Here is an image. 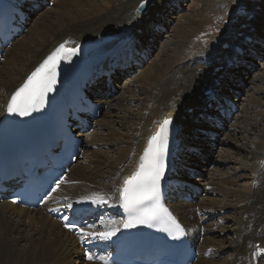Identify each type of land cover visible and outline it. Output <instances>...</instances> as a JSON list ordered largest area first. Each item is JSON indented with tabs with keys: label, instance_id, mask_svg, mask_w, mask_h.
Masks as SVG:
<instances>
[{
	"label": "bare ground",
	"instance_id": "obj_1",
	"mask_svg": "<svg viewBox=\"0 0 264 264\" xmlns=\"http://www.w3.org/2000/svg\"><path fill=\"white\" fill-rule=\"evenodd\" d=\"M34 1L40 8L43 7L40 5L48 0ZM177 1L152 0L144 14L136 12V7L141 0H63L57 8L46 10L41 15L43 18L35 21L26 34L21 36L24 33L23 30L17 35L11 47L4 49L3 60L2 63L0 62V68L5 62L0 72V117L11 92L48 52L64 41L85 42L104 35L117 34L123 30L129 33L136 48L146 50V54L150 55L155 46L154 39L159 38L161 29L165 28L163 23L167 22L168 15L175 8ZM214 6L215 0H198L191 6L190 9L194 11L192 16L180 17L183 26L189 29L182 30V27L174 29V36L170 37L166 45H162L159 54L151 61V65H148V70L140 71L131 81H127L126 86L124 84V87L121 86L119 90H116L112 83L106 87L105 81H96L98 86L90 90L91 95L101 90V93L93 95L96 98L94 103L101 105L105 110L96 122L97 128L92 133L84 136L78 134L77 137L81 138L83 144H91L99 149L90 153L84 152L83 158H80L82 162L76 163L75 161L76 164L69 169L64 181L78 182V186L73 188L59 186L58 191L64 192L65 195H84L91 192L93 195L102 196L109 193L110 200L113 186L131 172L136 163V154L143 147L149 132L158 125V120L173 116L177 119V129L181 132L178 134L182 143L179 163L181 169H194V166H187L194 162L190 160L194 157L202 160L207 166L216 164L213 160L215 157L216 160L220 158L218 162L216 161L219 164L215 167L225 168L223 172L218 171L219 169H215L214 172L203 170L206 174L199 176L197 180L199 185L212 189L211 193H207L209 195L206 198L212 195L217 196L218 199L202 200L198 197L197 202L188 203L177 200L170 204L171 209L177 213L181 221L193 228L199 225L202 218L214 214L219 215L215 218V223L211 221L208 223L209 226L203 224L209 237L199 238V242L196 243L199 257L194 264H248L251 261V258H247L248 247L254 242H264V135L262 136L264 105L255 98L257 95L264 97V89L259 86L254 87V93L247 104L251 109L254 108V111H247L248 113L246 112L247 114L241 117L242 121H238L243 125L242 128L239 127V134L248 135V128L253 126L257 128H254L255 131L258 130L261 133L260 140L258 138L259 142L252 143L251 147L246 145L247 138H240L241 143L238 145L237 141L230 136L229 131L236 127L233 124L237 121L236 117L233 118L235 112L222 117L218 111L214 112L211 108L228 109L224 100L230 99L232 91L224 94L218 87L223 85L225 78L229 80L231 75H234L232 73L234 71H229L230 76H226L227 70L234 68V65L231 67L229 65L235 60L239 63L236 67H239L242 61H246L245 55H248L252 44L260 41H257L256 37H243L244 44L239 47L245 55H239L233 47L231 54H228L229 62H221L224 64L222 67L225 72L221 78L216 77L215 82L214 79L211 82L212 72L219 65L213 62L208 51L217 47L223 37H219V33L216 36H209L212 34L210 31L217 28L215 23L217 17L222 15H218L219 12L216 13ZM24 8L29 19L38 13L31 4H26ZM226 14L227 11L223 16ZM26 24H28L27 20L25 26ZM195 25H199L200 29H196ZM196 38L200 39V52L191 56L189 48L194 45L193 39ZM214 38H216V44L211 43L212 47L208 46L209 50H205V46ZM169 46H173V49H169ZM161 53H164L165 57H160ZM203 61L209 62L208 64L212 66L207 67L199 63ZM222 67L218 68L217 72ZM131 71H134V66L127 69L118 67L113 70L111 80L114 81ZM206 78L210 79V82H206ZM249 78H246L247 81ZM257 81L262 86L264 85V77H260ZM132 82L136 85L131 91L129 84ZM125 88L127 89L126 94L133 92L130 97H125ZM208 90L211 91L216 102L208 100L205 93ZM131 102L136 103L135 113L128 107ZM237 103L241 105V100L239 99ZM209 104L211 108L208 107ZM240 105L234 104L237 112H239ZM242 109L245 108L242 107ZM214 119L222 123V129L212 124L211 121ZM99 127L105 131L96 132ZM215 132L217 134H214ZM224 134L225 138L221 140ZM217 135H220V139H217ZM104 147H108V151H102ZM223 147L228 150H224ZM214 150L216 153L219 151L217 156L212 157ZM134 152L135 155L128 162ZM85 162L89 164L87 168L82 166ZM117 173H119L118 177ZM243 173L249 174L250 177L241 175ZM233 177L234 180H231ZM247 178L253 181L251 187L240 184ZM184 179L187 178L184 177ZM190 180L192 178L188 179V182H191ZM227 184L230 187H227ZM192 185L196 186L194 183ZM186 187L190 192L193 189L190 186ZM48 201L49 199L45 203ZM197 208L204 212L200 219L196 215ZM228 214L235 218L227 217ZM221 219L224 221L222 224L224 227L218 225V220ZM25 223L29 228L28 231L20 228L26 225ZM225 223L231 226L227 225L226 228ZM214 226H219L215 232L212 231ZM0 233L3 239L11 241L12 246H10L13 250L11 254L15 256V259L10 264H48L49 261L52 264H72L73 258L77 259L73 264H91L77 262L81 260V253L76 240L61 230L57 222L45 216L39 209L28 210L11 206L5 202L0 203ZM208 249L212 250L209 257L206 256ZM228 252L231 253L230 256ZM226 254L228 256L222 258Z\"/></svg>",
	"mask_w": 264,
	"mask_h": 264
},
{
	"label": "rangeland",
	"instance_id": "obj_2",
	"mask_svg": "<svg viewBox=\"0 0 264 264\" xmlns=\"http://www.w3.org/2000/svg\"><path fill=\"white\" fill-rule=\"evenodd\" d=\"M62 1L63 0H55V1L54 0H48L43 5H40V6H43V7H40L37 10V12H38L37 15H34L32 18L29 19L28 24H26V29L24 30V33L21 36L26 34L27 33L26 31H29L32 28V26L34 25L35 21H37L38 19H42L43 18V17H41V15L44 12H46V10L57 8L58 4L59 3L61 4ZM197 1L198 0H178L177 1V3L174 5L175 8L172 9L171 14L168 15L169 17H168L167 22L165 24L163 23L165 28L161 29L159 38H157L156 40L154 39L155 42H153V44L155 46L152 48V50L150 52V55H147L148 60L143 62L142 67L134 68V71H131L129 74H127L125 76L124 75L120 76L118 79H115L114 81H112V84H113V86L115 87L116 90H119L121 88V86L124 87V84L126 86L128 84V82L131 81L134 76L138 75V73L140 71L141 72H145V71L148 70L149 66L151 65L150 63H152L151 61H153L154 58L159 54V51H161L162 45H166V43L174 36V31H173L174 29H180L181 27H182V30L189 29L188 27L183 26L184 24L182 23L183 21L180 19V17H182V16H192L191 14L194 11H192V8L190 9V7L193 6ZM55 3H57V4H55ZM191 4H193V5H191ZM213 9L216 11V13L219 12L218 15H220V14H222V15H221V17L220 16L217 17V20L215 22L217 24L216 25L217 28L212 29L210 31V33H212V34H210L209 36H216V34L219 33L218 36L219 37L223 36V37H222V42L217 47H215L214 49H211V50L208 49V46L212 47V45L216 44L215 40H216V38H219V37H216V38L212 39L213 41L210 40L208 42V44L205 46V50H207V51L209 50L208 54H210L212 56L213 62H215V63H217L219 65V67H217V68H220V67H222L224 65V64H221V62H222L221 60H222V57H223L222 55H228V54L230 55L231 51H232L231 49H233L234 46H237L239 48V46H242L244 44L243 39H242L243 37H246V36H248L246 38L256 37L257 41H260L257 44H255V43L252 44L253 46L249 48L248 55L247 54L246 55L243 54V55L246 56V61L245 62L242 61V63H240V65H239V67L238 66L236 67V65H234L233 69L227 70L226 76H230V75H228L229 71H234V72H232L234 75H231L229 80L227 78H225L223 85H220L218 87V89L224 94L228 93L229 91H232V93L229 92L230 95H232L231 96L232 98L230 99V101H234V103L237 106L240 105V103H237V102L239 101V99L241 100V105H240V108H239V112H237V114L233 115V118L236 117V119H237V121H234L235 123L233 122L234 126H236V127H235V129H231V131H229V133L231 132L230 136H232L233 140L235 139L237 141L238 145H240L242 138L243 139L247 138L246 139L247 140L246 145H248V147H251L252 143L254 144V143L259 142V140H260V136L259 135L261 133H259L258 130L255 131V129H257V128H256V126H253L252 128H248V130H247L248 131V133H247L248 135L245 134L243 136V135L239 134V129L243 127V125L240 124V122L242 121L241 117L245 116L248 113L247 111H250V112L254 111V108L251 109L247 105L249 103V100L251 99L250 96L254 93V91H253L255 89L254 87L255 86H259V87H261V89L262 88L264 89V85L262 86L257 81L260 77H264V0H215V6H214ZM237 10H244L245 15L237 14L238 13V12H236ZM225 11H227V14L223 16ZM212 14H213V12H212ZM51 19H53V18H51ZM221 23H223V25ZM195 27H196V29H200L199 25H195ZM157 30L160 31L159 29H157ZM27 36H28V34H27ZM197 39L198 38L193 39L194 45H192V47L189 48V54H191V56H194L198 52H200L199 51L200 39L199 40H197ZM252 39H254V38H252ZM174 40H175V37H174ZM211 43H212V45H211ZM223 44L228 45L226 50H224L222 48ZM169 49H173V46H169ZM222 50H224V51L222 52ZM219 54H220V56H219ZM161 56L165 57V54L161 53L160 57ZM216 58H218V60ZM4 63L2 64V66L0 68V72H2V70H3L4 66H5ZM247 66H251V67L248 68ZM224 72H225L224 71V67H222V69L219 70L218 72H216L215 74H213L214 73V71H213L212 72V76H211V79H212L211 82L213 81V79H214V82H215L216 77L217 78L218 77L221 78V76L223 75ZM247 77H250L248 79V81L246 79ZM243 79H245V80H243ZM205 81L206 82H210V79L208 80L206 78ZM135 85L136 84L134 82H132V84H129V88H130L129 90L132 91V89H133V87ZM251 88H253V89H251ZM124 91H125V97H130L133 94V92H131V93L128 92L126 94V92H127L126 88L124 89ZM235 92H237V93L234 95ZM138 97L142 98L141 96H138ZM255 98L259 99L260 102L263 103V105H264V97L257 95V96H255ZM201 102H203V101H201ZM124 105H126V103ZM128 107H129V109H131V111L133 113H135L136 103L131 102L130 104H128ZM242 107L245 108V109H242ZM211 109L214 110V112H215L214 107L211 108ZM218 110H220V108ZM258 112L261 113V111H258ZM243 113H245V114L243 115ZM238 121H240V122H238ZM238 124H240V125H238ZM237 126H238V128H237ZM102 131H105V130H103L102 127L101 128L99 127L96 132L101 133ZM215 131H218V129H215ZM222 133H224V132H222ZM214 134H217V132H215ZM226 134H227V132H226ZM252 135H253V137H252ZM263 135H264V133L262 134V136ZM223 136L224 137H222L221 140H223L225 138V134ZM254 136H255V138H254ZM122 137H124V136H122ZM216 137H217V139H220V135H217ZM258 138H259V140H258ZM220 144H222V142ZM84 145H86V144H84ZM216 145H217V143H216ZM91 146L92 145L89 144V148H88V150H86V152L90 153V152H93V151H97V149H99L98 147H96L94 149H91L90 148ZM205 147H208V146H205ZM214 149H215V147H214ZM223 149L224 150H228L225 147H223ZM248 149L251 150V148H248ZM101 150L102 151H108V147H104ZM218 151L216 153V151L214 150L212 152V154H211L212 157H213V155L217 156ZM263 154H264V151H263ZM82 158H83V156H82ZM263 158H264V156H263ZM219 159L220 158H217V160H216V157H215L213 160H214V162L216 164L210 165V166L204 165L202 160H199L198 158L194 157L193 159H190L191 161H194V162L189 163V165L187 164V166H190V167L194 166V174H195V175L192 176L193 177L192 180H190L191 183H194V185H196V186H198L200 188H202V187L204 188V186L199 185L198 184L199 182L197 181V180H199V176H203V175L206 174L205 172H203V170H207L208 172H214L215 169H217V170L219 169L218 171L223 172L225 168L224 169L223 168H219V166H217L218 168L215 167L217 164H219V163H217ZM79 162L81 163L82 159H78L76 163H79ZM76 163H74V165ZM74 165H72V166H74ZM82 166H83V168H85V167L87 168L89 166V164H88V162H85V163L82 164ZM232 172H234V170H232ZM241 175H244L245 177H248V178L250 177L249 174H247V173H243ZM248 178L245 179V180H242L240 184L241 185H245V186L250 185V187H251L253 181H251ZM208 180H209V178H208ZM210 180H211V178H210ZM231 180H234V177L231 178ZM227 187H230L229 184H227ZM216 188H218V187H216ZM207 198L218 199L217 196H212V195H210ZM207 198L202 196L201 199L205 200ZM231 212H233V211H231ZM227 213H229V212H227ZM233 213H235V212H233ZM206 215H208V214H206ZM230 215L231 214H228L227 217L235 218V216H230ZM204 225L205 226H209L208 224H204ZM227 225L228 224L225 223V227ZM230 226L231 225H228V227H230ZM222 227H224V225H222ZM20 228L21 229H26L27 231L29 229L27 227V224L26 225H22ZM229 236L230 237L232 236L231 233H230ZM10 245H11V241L7 240V239H3L2 238V234L0 233V264H10V263L14 262L12 260L15 259L14 258L15 256H12L13 254H11L13 250H12V247H11L12 245L11 246ZM21 245L24 246L23 243H21ZM22 246H19V247H22ZM13 247H14V245H13ZM228 253H230V252H228ZM227 254L222 256V258L228 256ZM230 255H231V253L229 254V256ZM76 260L73 258L72 264L75 263ZM216 260H218V259H216ZM77 262H81V260L77 261ZM48 264H52L51 261H49Z\"/></svg>",
	"mask_w": 264,
	"mask_h": 264
},
{
	"label": "snow or ice",
	"instance_id": "obj_3",
	"mask_svg": "<svg viewBox=\"0 0 264 264\" xmlns=\"http://www.w3.org/2000/svg\"><path fill=\"white\" fill-rule=\"evenodd\" d=\"M147 3L148 0H141L136 11L142 12ZM76 54V49L65 50V46L61 44L14 91L8 100L7 112L24 117L30 115L32 112L39 111L44 106L48 94L54 90L57 82V67L59 63L62 60H68ZM171 122L170 118L163 120L159 126V130L148 140L147 147L140 158L141 163L138 169L131 176L124 179L123 186L119 190L120 207L133 214L132 219L124 224L125 228L135 227L137 224L151 227L162 219L161 212L163 210L149 206V204L158 197L160 191L161 179L165 172L163 158L168 147V126ZM62 182L58 180L52 191L55 192ZM87 199L90 200L91 204L97 206L108 203L99 194H94ZM15 202L14 200L13 203ZM68 207L71 208V205H68ZM173 224L176 235H173L172 230H164L169 231V235H173L174 239H178L180 235H183V232L174 221ZM65 226L70 230L75 228L74 223ZM79 235L81 241H86L89 238L93 240H109L115 235V231L96 233L80 229ZM86 258L91 261L94 257L86 253Z\"/></svg>",
	"mask_w": 264,
	"mask_h": 264
},
{
	"label": "water",
	"instance_id": "obj_4",
	"mask_svg": "<svg viewBox=\"0 0 264 264\" xmlns=\"http://www.w3.org/2000/svg\"><path fill=\"white\" fill-rule=\"evenodd\" d=\"M151 2V1H150ZM150 2H148V4L150 3ZM146 11V7H145V9L142 11V12H145Z\"/></svg>",
	"mask_w": 264,
	"mask_h": 264
}]
</instances>
